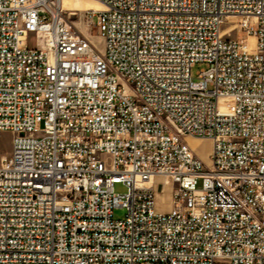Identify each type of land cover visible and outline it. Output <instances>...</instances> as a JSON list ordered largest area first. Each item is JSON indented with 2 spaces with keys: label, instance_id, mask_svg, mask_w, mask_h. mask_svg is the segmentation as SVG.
I'll list each match as a JSON object with an SVG mask.
<instances>
[{
  "label": "built area",
  "instance_id": "1",
  "mask_svg": "<svg viewBox=\"0 0 264 264\" xmlns=\"http://www.w3.org/2000/svg\"><path fill=\"white\" fill-rule=\"evenodd\" d=\"M48 1L0 0V264H264V0H99L103 52Z\"/></svg>",
  "mask_w": 264,
  "mask_h": 264
},
{
  "label": "rangeland",
  "instance_id": "2",
  "mask_svg": "<svg viewBox=\"0 0 264 264\" xmlns=\"http://www.w3.org/2000/svg\"><path fill=\"white\" fill-rule=\"evenodd\" d=\"M75 1L77 0H62L61 4V13L65 16L75 27L81 32L86 38H88L93 44H95L101 52H103V40L99 37L97 28L94 25L89 24V9H99V7L95 4L94 0H79V4L76 5ZM87 32V33H85ZM86 35H85V34ZM237 33L234 34V36ZM88 36V37H87ZM208 66L205 64H197L192 69V74L196 77V74L199 70L207 69ZM13 135L10 132L0 131V162L3 158L7 157L11 152ZM203 140L197 139H188L189 144L192 146L194 150L202 157V159L208 162L209 152L211 150L212 145L207 142H202ZM163 178H157V198H168L165 194L171 192V187L161 186L163 184ZM201 187V184L198 186ZM115 192L118 194H125L127 192V188L123 184H117L115 186ZM171 207L168 204L165 210H169ZM126 215V210L116 209L114 211L115 219H123Z\"/></svg>",
  "mask_w": 264,
  "mask_h": 264
},
{
  "label": "bare ground",
  "instance_id": "3",
  "mask_svg": "<svg viewBox=\"0 0 264 264\" xmlns=\"http://www.w3.org/2000/svg\"><path fill=\"white\" fill-rule=\"evenodd\" d=\"M48 2L50 3V6L52 8H54L57 12H59V13L61 12L62 0H49ZM94 2L99 7V9H96V10L95 9H89L88 11H101V10H104L105 9L104 4L102 2H100L99 0H94ZM75 4L78 5L79 4V0L75 1ZM85 33H87V32H85ZM248 42H249V44L251 46V49H253L254 38L253 37H250L248 39ZM158 178H163V180H164L163 181V184H161L162 187L163 186H165V187H171L170 182H167V178H165V177H158ZM165 196L168 197V198H165V200L169 201L170 200V197H171V194L170 193H167V194H165ZM155 198H157V190L155 191ZM169 204L171 205V203H169ZM171 207H172V205H171ZM171 207L169 209L170 210V216H177V213H183V206H175V209H171Z\"/></svg>",
  "mask_w": 264,
  "mask_h": 264
},
{
  "label": "crops",
  "instance_id": "4",
  "mask_svg": "<svg viewBox=\"0 0 264 264\" xmlns=\"http://www.w3.org/2000/svg\"><path fill=\"white\" fill-rule=\"evenodd\" d=\"M202 142H207V143H210L212 145V142L209 140H203Z\"/></svg>",
  "mask_w": 264,
  "mask_h": 264
}]
</instances>
